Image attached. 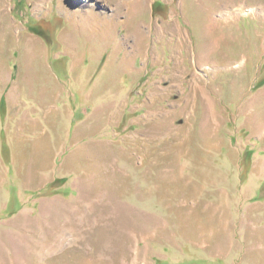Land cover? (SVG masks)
<instances>
[{"label":"rangeland","instance_id":"obj_1","mask_svg":"<svg viewBox=\"0 0 264 264\" xmlns=\"http://www.w3.org/2000/svg\"><path fill=\"white\" fill-rule=\"evenodd\" d=\"M0 264H264V0H0Z\"/></svg>","mask_w":264,"mask_h":264},{"label":"crops","instance_id":"obj_2","mask_svg":"<svg viewBox=\"0 0 264 264\" xmlns=\"http://www.w3.org/2000/svg\"><path fill=\"white\" fill-rule=\"evenodd\" d=\"M38 75L39 82L32 84V87H35L33 94H27L24 89L19 91L21 86L10 83L6 86L5 100L2 99L3 104L8 101V111L13 109L15 116L21 113L25 118L28 114L32 116L31 119H25V124L30 126V129H34L33 124H36L33 121L36 120L34 116L46 120L47 116L64 111V94L62 87L58 85L60 82L56 73L48 65H44V70Z\"/></svg>","mask_w":264,"mask_h":264}]
</instances>
